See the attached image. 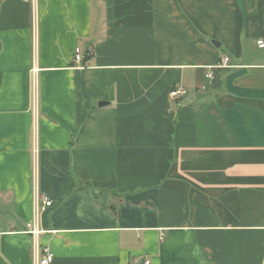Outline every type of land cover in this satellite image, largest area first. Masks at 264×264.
<instances>
[{"label": "crops", "instance_id": "obj_1", "mask_svg": "<svg viewBox=\"0 0 264 264\" xmlns=\"http://www.w3.org/2000/svg\"><path fill=\"white\" fill-rule=\"evenodd\" d=\"M257 41L264 0H0V264L35 163L50 264H264Z\"/></svg>", "mask_w": 264, "mask_h": 264}, {"label": "built area", "instance_id": "obj_2", "mask_svg": "<svg viewBox=\"0 0 264 264\" xmlns=\"http://www.w3.org/2000/svg\"><path fill=\"white\" fill-rule=\"evenodd\" d=\"M23 2H32L33 7L35 6V0H22ZM36 42V35L34 32V44ZM36 45V44H35ZM257 46L260 48H264V42L263 41H257ZM74 62L76 64H80L82 61V55L80 53L79 49H76L74 52ZM229 63V60L227 57L221 58L219 61V67H227ZM207 79H213V75L211 72L206 74ZM186 94V91L181 88H174L169 92V96L171 99H177L180 97H183ZM35 152V151H34ZM32 201H33V218L31 222H28L25 225V230L24 232L26 234H29L32 239L35 242V256H34V264H50L53 260V255L50 253H47L46 255L40 257L37 253V246H36V240L41 231L37 227V222H38V217L39 214L44 212L47 208L52 206V201L50 198L40 191L39 189V182H38V174H37V166L35 163L34 170L32 172ZM144 264H149V262H145Z\"/></svg>", "mask_w": 264, "mask_h": 264}, {"label": "water", "instance_id": "obj_3", "mask_svg": "<svg viewBox=\"0 0 264 264\" xmlns=\"http://www.w3.org/2000/svg\"><path fill=\"white\" fill-rule=\"evenodd\" d=\"M98 105H99V106H104V105H105V103H99Z\"/></svg>", "mask_w": 264, "mask_h": 264}, {"label": "trees", "instance_id": "obj_4", "mask_svg": "<svg viewBox=\"0 0 264 264\" xmlns=\"http://www.w3.org/2000/svg\"><path fill=\"white\" fill-rule=\"evenodd\" d=\"M174 89V88H173Z\"/></svg>", "mask_w": 264, "mask_h": 264}]
</instances>
